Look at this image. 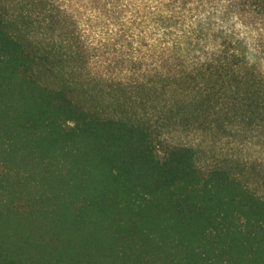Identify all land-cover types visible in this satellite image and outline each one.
<instances>
[{"label": "trees", "instance_id": "16d2710c", "mask_svg": "<svg viewBox=\"0 0 264 264\" xmlns=\"http://www.w3.org/2000/svg\"><path fill=\"white\" fill-rule=\"evenodd\" d=\"M263 24L264 0H0V264H264V174L165 139L264 134Z\"/></svg>", "mask_w": 264, "mask_h": 264}, {"label": "rangeland", "instance_id": "374dc122", "mask_svg": "<svg viewBox=\"0 0 264 264\" xmlns=\"http://www.w3.org/2000/svg\"><path fill=\"white\" fill-rule=\"evenodd\" d=\"M261 28V33L256 36V39L257 42H259V44H261L264 48V24ZM93 30L97 31L98 29L93 28ZM111 30L114 33L117 32L119 28L115 26L111 27ZM112 32L111 34H113ZM97 33L100 32L97 31ZM93 36L94 35H92V37ZM97 39H107V35H99ZM113 55H107L106 58H112ZM104 61L100 64L101 67H99V70H103V67H108V65H110L112 69L109 71L110 76L108 77L111 80H117L118 78H128V80H131L133 73L130 72L128 65L125 67L119 66L114 68V61L113 64L110 60ZM165 139L168 142L176 141L177 143L179 142L184 145H198L201 151L200 163L203 167L227 158L233 159L234 161L249 163L251 166L257 167L258 170L264 174V134L259 132V130L254 127H241V130L239 129V133L235 131L227 132L226 134H209L202 131L182 132L177 130L167 134ZM258 187L260 193L264 192L263 181L260 182V186Z\"/></svg>", "mask_w": 264, "mask_h": 264}]
</instances>
